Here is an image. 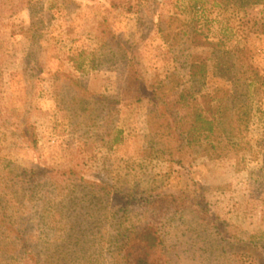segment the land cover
Wrapping results in <instances>:
<instances>
[{
  "label": "rangeland",
  "instance_id": "obj_1",
  "mask_svg": "<svg viewBox=\"0 0 264 264\" xmlns=\"http://www.w3.org/2000/svg\"><path fill=\"white\" fill-rule=\"evenodd\" d=\"M0 197V264H127L146 223L164 264H264V0H0Z\"/></svg>",
  "mask_w": 264,
  "mask_h": 264
},
{
  "label": "trees",
  "instance_id": "obj_2",
  "mask_svg": "<svg viewBox=\"0 0 264 264\" xmlns=\"http://www.w3.org/2000/svg\"><path fill=\"white\" fill-rule=\"evenodd\" d=\"M203 70L204 69L200 68L196 74H202ZM138 98L140 99V97ZM248 114L247 112L246 115ZM197 121L201 124V127L196 129V131H206L209 133L216 131L215 123L213 125L211 121L205 119L201 114H197ZM246 121H248V119H246ZM188 144H191L189 140ZM189 202H191V200L188 195H168L155 199L151 202V206L154 205L162 209L165 207L168 210L178 211L186 207ZM200 209V211L204 210V208ZM5 233L7 234L6 237L4 236ZM0 234L1 238L3 236L5 237V241L9 239L10 242L17 243L16 251H19L21 254H29L30 247L28 242L24 240V228L20 219H13L11 216L8 218L4 212L0 211ZM123 243V258L127 264H164L162 256L159 255V249L162 244L161 236L157 228L150 223L142 225L131 236H128ZM7 244H2L1 249L6 251Z\"/></svg>",
  "mask_w": 264,
  "mask_h": 264
}]
</instances>
